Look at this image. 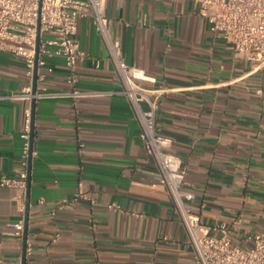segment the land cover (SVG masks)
I'll return each instance as SVG.
<instances>
[{
  "label": "crops",
  "instance_id": "obj_1",
  "mask_svg": "<svg viewBox=\"0 0 264 264\" xmlns=\"http://www.w3.org/2000/svg\"><path fill=\"white\" fill-rule=\"evenodd\" d=\"M106 11L135 83L164 89L156 128L182 160L202 232L224 223L232 245H248L246 234L264 231V66L252 71L237 58L196 0H106ZM75 39L86 57L74 85L61 58L43 57L35 91L45 97L32 103L12 98L32 86L25 64L0 53V177L20 169L32 105L23 214L15 190L0 187V262L21 264L24 249V264H193L90 17L78 19ZM71 89L90 95L72 98ZM21 218L25 242L14 235Z\"/></svg>",
  "mask_w": 264,
  "mask_h": 264
},
{
  "label": "built area",
  "instance_id": "obj_2",
  "mask_svg": "<svg viewBox=\"0 0 264 264\" xmlns=\"http://www.w3.org/2000/svg\"><path fill=\"white\" fill-rule=\"evenodd\" d=\"M196 1L211 32L223 38L237 58L249 62L252 71L264 66V0ZM85 17L91 18L96 34L108 48L109 58L121 81L118 94L129 103L139 122L142 148L159 169L158 182L168 193L186 231L193 264H264V231L246 234L248 245L243 247L231 244L230 228L224 223L212 227L214 235L200 232L203 223L188 204L191 195L182 190L185 167L171 151V140L159 134L156 128L157 95L164 89L149 90L135 83L134 79L140 75L122 57L120 41L112 33L106 0H0V53L20 59L29 79L33 78L35 63L37 68L44 64L43 57L61 58L67 69L66 83L72 87L76 82V65L86 57L75 39L77 21ZM68 95L79 98L90 94L71 89ZM43 97L45 95L33 92L32 86L27 85L12 98L32 103ZM31 121L30 104L23 110L20 169L13 177H0V187L15 190L18 210L22 214ZM79 196H83L80 191L75 194ZM239 222V219L234 220L235 224ZM13 227L14 235L22 238L24 219L13 223Z\"/></svg>",
  "mask_w": 264,
  "mask_h": 264
},
{
  "label": "water",
  "instance_id": "obj_3",
  "mask_svg": "<svg viewBox=\"0 0 264 264\" xmlns=\"http://www.w3.org/2000/svg\"><path fill=\"white\" fill-rule=\"evenodd\" d=\"M37 39H38V33H37ZM36 52H37V46H36ZM37 56V54H36ZM36 75H37V65L35 63L34 65V70H33V83H32V91L35 92V86H36ZM28 192V189L26 190V193ZM26 214H27V206H26ZM26 239V220L24 223V230H23V241L25 242ZM24 255H25V251L23 249V255H22V259H21V264H24Z\"/></svg>",
  "mask_w": 264,
  "mask_h": 264
},
{
  "label": "bare ground",
  "instance_id": "obj_4",
  "mask_svg": "<svg viewBox=\"0 0 264 264\" xmlns=\"http://www.w3.org/2000/svg\"><path fill=\"white\" fill-rule=\"evenodd\" d=\"M200 232L203 233V232H202V228L200 229Z\"/></svg>",
  "mask_w": 264,
  "mask_h": 264
}]
</instances>
